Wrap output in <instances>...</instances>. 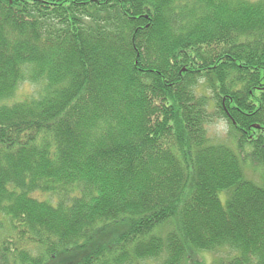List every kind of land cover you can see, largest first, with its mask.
Masks as SVG:
<instances>
[{
    "label": "trees",
    "instance_id": "16d2710c",
    "mask_svg": "<svg viewBox=\"0 0 264 264\" xmlns=\"http://www.w3.org/2000/svg\"><path fill=\"white\" fill-rule=\"evenodd\" d=\"M219 251L264 264V0H0V264Z\"/></svg>",
    "mask_w": 264,
    "mask_h": 264
},
{
    "label": "rangeland",
    "instance_id": "374dc122",
    "mask_svg": "<svg viewBox=\"0 0 264 264\" xmlns=\"http://www.w3.org/2000/svg\"><path fill=\"white\" fill-rule=\"evenodd\" d=\"M32 86H29L28 84H22L16 92V97L19 98H25L26 96H28L32 90H31ZM34 88V87H33ZM194 93L196 94V96H204L206 98H211V94L209 89L202 84V80L198 81L197 86H195L194 88ZM211 112V110H210ZM209 112V113H210ZM228 130H229V125L228 123L223 120V119H219V118H214L211 122H209L208 126H207V131H208V135L209 137L215 141V142H224L226 140L227 134H228ZM227 142H228V138H227ZM244 171L247 175V177L249 178H253V179H258V174H256V172H254L250 166L248 165V163L244 166ZM224 193H220L219 197L221 199V201L224 203L225 199L223 197ZM233 252L230 251H219V252H215V253H211V254H204V258L206 261V264H210L211 263V259L213 257H222V258H227L228 256H230ZM155 264H158L155 263Z\"/></svg>",
    "mask_w": 264,
    "mask_h": 264
}]
</instances>
